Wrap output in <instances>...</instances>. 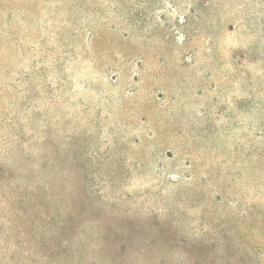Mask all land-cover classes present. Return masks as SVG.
<instances>
[{
  "label": "rangeland",
  "instance_id": "obj_1",
  "mask_svg": "<svg viewBox=\"0 0 264 264\" xmlns=\"http://www.w3.org/2000/svg\"><path fill=\"white\" fill-rule=\"evenodd\" d=\"M0 264H264V0H0Z\"/></svg>",
  "mask_w": 264,
  "mask_h": 264
}]
</instances>
